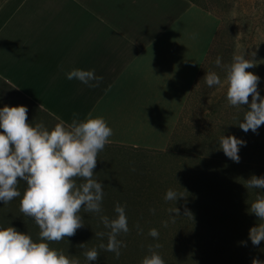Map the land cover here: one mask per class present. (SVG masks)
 Here are the masks:
<instances>
[{
    "label": "crops",
    "instance_id": "obj_1",
    "mask_svg": "<svg viewBox=\"0 0 264 264\" xmlns=\"http://www.w3.org/2000/svg\"><path fill=\"white\" fill-rule=\"evenodd\" d=\"M219 25L189 0H4L0 79L65 126L103 117L108 145L162 151Z\"/></svg>",
    "mask_w": 264,
    "mask_h": 264
},
{
    "label": "clouds",
    "instance_id": "obj_2",
    "mask_svg": "<svg viewBox=\"0 0 264 264\" xmlns=\"http://www.w3.org/2000/svg\"><path fill=\"white\" fill-rule=\"evenodd\" d=\"M215 63L224 69L225 81L222 82L213 71L207 72L203 80L210 88L227 83L228 103L234 107L248 105L250 108L245 112L243 122L239 123L240 129L245 133L249 130L257 133L264 125V97L257 90L260 78L245 71L255 67L254 62L246 59L244 54L234 53L231 63L221 65L220 57ZM67 79H76L95 87L103 78L96 76L94 69H73L67 73ZM92 81H97V84H92ZM27 112L25 106H4L0 109V129L3 130L0 133V201L8 204L20 197L19 180L26 181L20 211L38 225L40 242H34L29 235L19 233L14 227L0 228V264H80L78 258L51 249L48 242L73 237L78 229L84 227V220L79 215L82 210L101 212L104 185L94 179V169L98 153L109 143L113 130L103 117L91 118V114L82 122L73 119L69 126L58 123L49 130L43 122L30 125ZM240 146H246V142L235 136H222L219 140V149L236 163L240 161ZM76 178L84 182L78 184ZM246 185L264 190V176L253 175ZM180 198L172 189L165 195L166 201ZM125 207L116 204L115 219L101 217L109 232L107 245L101 243L98 247L114 252L117 258L121 254L120 249L126 247L118 237L129 232ZM174 211L179 215V209ZM249 211L262 221L249 230V239L254 246H258L264 241V196H257ZM185 215L191 216V213L186 210ZM148 234L153 238L159 237L155 228L150 229ZM96 235L103 237L104 233ZM154 247L159 248L160 245H149L151 254L145 256L141 264H165L153 250ZM83 255L88 262L99 259V251L95 247ZM252 264H264V261L254 258Z\"/></svg>",
    "mask_w": 264,
    "mask_h": 264
},
{
    "label": "trees",
    "instance_id": "obj_3",
    "mask_svg": "<svg viewBox=\"0 0 264 264\" xmlns=\"http://www.w3.org/2000/svg\"><path fill=\"white\" fill-rule=\"evenodd\" d=\"M3 1L0 0V5ZM189 1L200 6L194 0ZM213 44L214 41L185 101L167 147L162 151L117 147L156 154L169 149L180 132L181 121L196 102L199 88L204 85L203 78L212 62ZM259 78L258 86L262 81ZM226 85L227 83L220 88L223 89ZM257 90L264 97L261 89ZM226 94L227 92H215L216 99L212 97L210 105L206 107V129L195 140L212 146L213 151L210 154L197 157L191 153L182 160L178 171L170 175H159L165 177L166 181L160 184L164 188L158 192L104 195L102 204L112 201L126 206L129 232L118 237L126 244V247L120 249L118 258L114 252L98 247L101 243L107 245L108 242L109 229L104 226L101 217L115 219V206H101L99 213L82 210L79 215L82 216L85 226L78 229L73 237L59 241V252L78 258L80 264H141L144 257L151 254L149 245L159 244L160 247H154L153 250L163 258L165 264H252L254 258L264 261V241L254 246L249 239L250 228L262 222L249 209L257 196H264V190L248 188L246 185V181L253 175L264 176V125L259 127L257 133L251 130L245 133L240 129L239 123L243 122L245 112L250 108L248 105L231 106ZM222 136H235L246 142V146H240L239 163L233 162L219 149ZM169 189L182 198L166 201L165 195ZM176 208L179 209V215L175 214ZM186 210L191 216L185 215ZM153 228L158 230V238L149 236V230ZM97 233H104V236L99 237ZM65 239H68V244L65 245L67 247L61 248ZM81 244L86 245L83 248L78 247ZM94 247L99 251V259L88 262L83 253Z\"/></svg>",
    "mask_w": 264,
    "mask_h": 264
},
{
    "label": "rangeland",
    "instance_id": "obj_4",
    "mask_svg": "<svg viewBox=\"0 0 264 264\" xmlns=\"http://www.w3.org/2000/svg\"><path fill=\"white\" fill-rule=\"evenodd\" d=\"M194 1L220 19L208 72H216L223 82L225 71L216 65V58L220 57L221 65H224L231 63L234 53L244 54L246 59L255 64V67L245 71L262 78L257 89L260 88L264 94V0ZM252 53L255 55L253 56ZM227 88L228 85L223 89L220 86L210 88L204 81V85L198 90L196 102L191 105L181 121L180 132L167 151L156 154L106 144L105 148L98 153L97 166L94 169V179L104 185V195L120 196L128 193L158 192L164 188V185L160 184L166 181L165 177H159V175H170L178 171L182 160L191 153L197 157L210 154L213 151L212 146L195 142V140L199 139L198 134L206 129L208 122V118L205 117L208 112L206 107L210 105L211 98L216 99L215 92H227ZM4 106H25L28 109L27 122L33 126L43 122L51 130L58 124L53 117L0 80V109ZM0 133H3L2 129ZM76 179L78 184L84 182L81 178ZM26 188V181L19 180L18 191L21 196L14 198L8 204L0 201V228L14 227L19 233L29 235L34 242H40L38 225L20 211V202ZM116 204L109 201L101 206L112 208ZM48 243L51 249L59 252V242ZM67 244L68 239H65L61 248Z\"/></svg>",
    "mask_w": 264,
    "mask_h": 264
}]
</instances>
